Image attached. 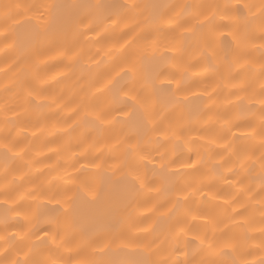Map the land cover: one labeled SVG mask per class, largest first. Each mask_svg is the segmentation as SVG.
<instances>
[{"label": "snow or ice", "instance_id": "obj_1", "mask_svg": "<svg viewBox=\"0 0 264 264\" xmlns=\"http://www.w3.org/2000/svg\"><path fill=\"white\" fill-rule=\"evenodd\" d=\"M0 264H264V0H0Z\"/></svg>", "mask_w": 264, "mask_h": 264}]
</instances>
